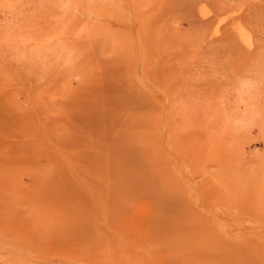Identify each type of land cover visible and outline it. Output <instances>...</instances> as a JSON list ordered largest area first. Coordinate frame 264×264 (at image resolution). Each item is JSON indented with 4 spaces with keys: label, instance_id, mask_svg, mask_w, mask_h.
<instances>
[{
    "label": "rangeland",
    "instance_id": "374dc122",
    "mask_svg": "<svg viewBox=\"0 0 264 264\" xmlns=\"http://www.w3.org/2000/svg\"><path fill=\"white\" fill-rule=\"evenodd\" d=\"M0 264H264V0H0Z\"/></svg>",
    "mask_w": 264,
    "mask_h": 264
}]
</instances>
